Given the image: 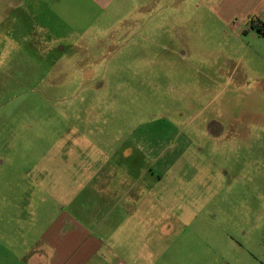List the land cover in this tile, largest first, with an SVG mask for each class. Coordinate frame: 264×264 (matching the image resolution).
<instances>
[{"label":"rangeland","instance_id":"1","mask_svg":"<svg viewBox=\"0 0 264 264\" xmlns=\"http://www.w3.org/2000/svg\"><path fill=\"white\" fill-rule=\"evenodd\" d=\"M259 6L118 0L73 38L40 18L36 48L0 58V208L39 233L62 218L102 235L141 195L140 175L205 251L264 263Z\"/></svg>","mask_w":264,"mask_h":264},{"label":"crops","instance_id":"2","mask_svg":"<svg viewBox=\"0 0 264 264\" xmlns=\"http://www.w3.org/2000/svg\"><path fill=\"white\" fill-rule=\"evenodd\" d=\"M117 1L0 0L2 62L10 54L13 56L22 50L25 42L32 43L36 48L38 38L35 28L39 29L40 18L49 24L56 22L70 27L67 37L73 38L86 34L89 26L102 19ZM259 11V23H252V30L256 33L258 31L254 26L264 23V0H260ZM45 28L47 35L53 34L52 28ZM52 38L61 40L66 37L53 35ZM151 163L153 165L148 167V171H153L156 165L152 159ZM163 169L165 172L168 170L167 167ZM144 180L139 175L133 181L131 187L136 185L140 188L141 195L136 194L135 197L130 194L133 200L130 210L119 211V222L115 227H108L106 232L103 230L102 235L96 234L97 225L81 221L68 224L62 218L53 219L40 233L35 224L26 229L19 224L20 216L11 214L8 199H3L8 204L0 208V264H252L234 258L232 254L233 259L221 258L217 243L207 244L208 252L205 251V243L193 239L196 236L193 227L189 228L181 221L172 224L170 212L157 207L153 189L149 188L151 183H144ZM83 183L89 186L90 179L84 177ZM98 184L97 190H102L100 186L104 181ZM173 217L180 220L181 215ZM231 243L234 244L232 238L228 249ZM251 255L257 258L255 253Z\"/></svg>","mask_w":264,"mask_h":264},{"label":"trees","instance_id":"3","mask_svg":"<svg viewBox=\"0 0 264 264\" xmlns=\"http://www.w3.org/2000/svg\"><path fill=\"white\" fill-rule=\"evenodd\" d=\"M258 33L264 37V23L254 26Z\"/></svg>","mask_w":264,"mask_h":264},{"label":"built area","instance_id":"4","mask_svg":"<svg viewBox=\"0 0 264 264\" xmlns=\"http://www.w3.org/2000/svg\"><path fill=\"white\" fill-rule=\"evenodd\" d=\"M119 264H121V263H119Z\"/></svg>","mask_w":264,"mask_h":264}]
</instances>
